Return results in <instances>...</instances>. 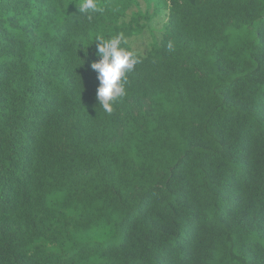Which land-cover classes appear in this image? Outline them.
Wrapping results in <instances>:
<instances>
[{"label": "trees", "instance_id": "obj_1", "mask_svg": "<svg viewBox=\"0 0 264 264\" xmlns=\"http://www.w3.org/2000/svg\"><path fill=\"white\" fill-rule=\"evenodd\" d=\"M82 2L0 0V264H264V0Z\"/></svg>", "mask_w": 264, "mask_h": 264}, {"label": "clouds", "instance_id": "obj_2", "mask_svg": "<svg viewBox=\"0 0 264 264\" xmlns=\"http://www.w3.org/2000/svg\"><path fill=\"white\" fill-rule=\"evenodd\" d=\"M78 7L81 13L90 14L103 11L97 0H83ZM95 41L98 42L97 55L101 57L91 64V68L97 73L99 80L96 97L103 110L111 114L114 110L113 102L126 94L124 86L126 74L133 70L135 65L141 62V59L134 52L121 47L125 42L123 33L109 38L98 34L95 36ZM168 48L172 49L171 42L168 44Z\"/></svg>", "mask_w": 264, "mask_h": 264}, {"label": "rangeland", "instance_id": "obj_3", "mask_svg": "<svg viewBox=\"0 0 264 264\" xmlns=\"http://www.w3.org/2000/svg\"><path fill=\"white\" fill-rule=\"evenodd\" d=\"M142 6L145 8V2H143V0H142ZM152 25L158 26L160 24L158 20H156L153 22ZM127 40L135 52L146 55L151 47L152 36L150 31L146 28L142 34L134 35L133 37H130Z\"/></svg>", "mask_w": 264, "mask_h": 264}]
</instances>
